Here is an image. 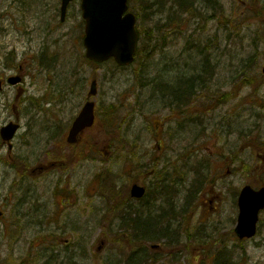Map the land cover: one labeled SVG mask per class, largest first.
Masks as SVG:
<instances>
[{"label":"rangeland","instance_id":"1","mask_svg":"<svg viewBox=\"0 0 264 264\" xmlns=\"http://www.w3.org/2000/svg\"><path fill=\"white\" fill-rule=\"evenodd\" d=\"M220 1L222 0L217 2ZM49 3L50 0H18L14 6L15 11L8 10L10 8L8 2L0 6V10L5 12L2 16L5 18L0 17V72L4 61L2 54L14 49V47L18 49V53L23 46L15 36L2 34V26L4 28L7 26L9 31L14 28L10 15H16L14 22L21 19L27 28L38 32L35 47H42L45 44L46 49L59 54L57 61L53 62L54 67H56L53 71L48 72L43 69L40 72L42 73L41 77L38 79L28 78V82L34 81L31 84V91L37 97L42 95L46 88L54 91L55 95H59V90H61L64 94L62 104L54 102L52 105L43 104L41 106L55 107L60 105V108L63 107L65 110L62 116L67 119L75 113V106L80 102V97L77 95L68 97L67 91H65V87L72 90L69 80V76L71 77L69 67H72V63L75 64L74 75L81 79V82L76 79L75 86L86 92L87 84H89L86 78L92 69L84 63L81 65L76 54L71 50H66L68 45H72V43L68 42V45L63 43L66 38H64V32L68 30L67 35H72L71 28H76L79 25L77 22L78 13L76 10L72 11L68 18V28L53 30L49 21ZM51 4L54 7L53 1ZM219 4L223 6L224 12L212 5L213 11H210V14L212 12V16L215 18L211 20L205 13L204 20H198L194 23L204 28H198L194 37L200 38L199 35H201L202 42L209 44V51L213 53V58L217 64V75L212 81L209 80L210 76L207 77L206 89L202 91L203 97L200 100L201 105L193 109V112L185 113V110H181L184 121L195 118L192 124L194 126L193 132L190 133L191 130L188 127L186 133H177L176 142L168 144L167 147L166 144L162 146L164 148L162 153L157 149L153 138H150L149 135L146 137L144 150L147 151V156L142 172L154 173L157 158L163 160L159 167L164 169V180H162L164 184L160 186L162 191L160 194L154 193L153 196H150L147 199L146 207L139 202H130L123 207L116 206L119 198L110 196L102 198L99 189L92 183L90 184V181L103 168L113 166L118 177L124 176L122 180H118L122 188L121 193L124 194L128 187V181L142 178L140 173L133 172L131 166L122 171L123 165L114 162L115 154H112L113 140H111L113 136L109 137L108 135H115L114 129H119V131L124 130L129 133V138L133 139L137 136L138 130L141 129L140 126L144 125L143 128L147 127L153 132L154 123L159 119L155 115L149 116L151 117L149 121L145 117L135 116L133 124L127 122L126 128H124L123 123L132 117H130L128 110H121L123 116L121 119H117L114 129L107 127L104 122L96 127L93 140L91 138L95 144L92 155L94 160L87 161L82 171L86 190L84 200L86 205L83 204V206L85 205L86 213L81 214L83 220L80 221L79 226V229H83L88 237L90 254L77 264H118L120 261L119 251L113 249L116 245H114L111 235L106 231L111 230L114 234L124 224V218H120L117 212L127 208L137 212L138 210L158 208L160 205L167 207L173 203L177 205V210H179L183 203L190 200L185 191H181L183 186L189 190V195H191L195 184L202 180V191L197 190L198 197L196 200L193 198L190 204L186 206V211L183 214L184 219L180 220V230L171 236L170 241L161 240L162 246L166 244L165 248L171 250L170 254L173 255L165 257L166 263L160 262L159 264H214L215 258L212 260L211 252L216 247H218V252L223 251L227 245L232 248L231 253L227 250L225 253L218 254L219 257L225 259L224 261L222 259V264H264V246L261 245L264 233L259 232L260 235L246 246L247 248L243 253L233 248V237L228 235V230L233 229L236 225L237 213L234 199L240 189L246 184L264 183V78L262 76L264 21L261 20L264 15V0H223ZM54 14L55 9L52 14L53 20L55 19ZM48 23L49 26H47ZM194 27L192 25L191 28ZM161 42V40L155 41L157 45ZM185 44V37L175 39L169 48L163 52L160 50V53L154 57L156 61L153 59L152 61L159 64L166 54L164 65H168L167 62L173 65L174 61L181 63L190 61L192 64L198 61L200 63L202 59L195 56V52L191 58L192 53L188 54L189 51H184ZM142 63L146 69V61L143 60L130 70L116 71L112 64L101 67L97 73L100 75L97 100L101 109L107 108V105L110 106L111 103L117 106L127 105L128 100H136L138 94L150 95L149 90L142 88V90H138L137 87L138 84H143V77L138 71ZM181 67L184 68V66ZM169 77V73H167L165 79L168 80ZM61 87L62 89H60ZM5 95L11 97L15 95V90L9 89ZM152 105L153 107H150L152 110H147L146 114L154 113V108L161 107L158 103ZM166 114L165 111L160 116L163 118ZM44 118L45 116H43V120ZM143 118L146 123L143 122ZM43 123L50 126L46 121ZM159 126L160 124L157 123L155 127L159 129ZM165 127L167 128L165 134L162 132V127L159 129L160 134L166 135L172 129L177 128L175 124H166ZM96 151L102 153L103 158L100 162ZM168 176L180 189V192L175 190L169 200L165 198L163 193L164 187L171 185L166 181ZM108 191L109 189L104 187L101 192ZM79 197H81V192ZM210 200L213 204L210 203ZM130 216L133 219L140 218L139 212ZM262 220L264 221V219ZM190 225H197L199 229L191 234ZM263 228L264 225L260 227V231ZM215 231H217L216 236L218 238L216 245H207L206 243L196 245L201 238L207 239L205 242L209 241L210 235L214 234ZM219 233H223L224 236ZM227 240H230L231 243H227ZM102 242L105 244L99 250ZM141 243L146 246V243ZM51 248L48 246L49 252L46 253L55 264L66 261L67 257L60 250L56 251ZM183 248H186L187 252L185 250L181 252ZM155 252L157 259L161 260L159 253ZM197 255L200 257L197 258ZM146 264L151 263L148 261Z\"/></svg>","mask_w":264,"mask_h":264},{"label":"flooded vegetation","instance_id":"2","mask_svg":"<svg viewBox=\"0 0 264 264\" xmlns=\"http://www.w3.org/2000/svg\"><path fill=\"white\" fill-rule=\"evenodd\" d=\"M6 1L10 0H0V6ZM12 22L14 28L11 31L4 28L2 34L15 36L23 46L21 51L15 52L18 62L13 66H9V61L3 62L0 91H4L12 76H7L6 70L17 74L15 76H19L22 83L23 79L27 81L29 71L41 58V50L46 49L45 44L35 47L36 30L27 28L21 19ZM14 51L18 49L14 47ZM22 85L24 87L25 83ZM6 99L0 95V237L9 241L11 231L15 229L22 233L26 229H38L45 236L34 238L33 243L38 244L41 238L53 240L56 238V226L62 219L67 225L77 222L75 217H71V206L77 210L76 199H79L80 188H84L81 143H67L69 129L65 133L58 121L51 120V129L40 126L38 122L43 120V116L46 119V115H51L52 110L20 109L17 106L21 101L20 94L16 97L17 105L11 108ZM54 109L61 110L60 106ZM58 119L61 118L58 116ZM11 125L17 126L18 130L8 141L2 129ZM60 125L63 126L61 121ZM69 237L73 239L72 235ZM65 241L69 244V239Z\"/></svg>","mask_w":264,"mask_h":264},{"label":"water","instance_id":"3","mask_svg":"<svg viewBox=\"0 0 264 264\" xmlns=\"http://www.w3.org/2000/svg\"><path fill=\"white\" fill-rule=\"evenodd\" d=\"M72 0H64V8ZM127 0H83L84 18L87 20V37L85 38L89 58L95 62L108 60L115 56L121 65L130 64L136 53L137 33L134 28L135 17L132 14L122 18L128 10ZM63 8V9H64ZM94 85V84H93ZM93 94L96 93L95 85ZM94 104L89 103L77 119L72 130L74 139L84 128L94 122ZM134 197H142L144 190L135 185L132 191ZM241 215L237 233L241 237L254 235L256 216L264 207V190L255 193L247 188L240 198ZM253 210L254 215L250 211ZM248 218L250 220H248Z\"/></svg>","mask_w":264,"mask_h":264},{"label":"trees","instance_id":"4","mask_svg":"<svg viewBox=\"0 0 264 264\" xmlns=\"http://www.w3.org/2000/svg\"><path fill=\"white\" fill-rule=\"evenodd\" d=\"M195 1L196 0H191V1L190 0H183V2H182L183 5L180 4V6H184L185 7V9L182 12V14L186 13V14L190 15L192 18H195V16H197L199 19H202L203 16H202V14H200L201 10H199L198 8L195 7V5H196ZM143 3H144V6L146 8V11H148V10L153 11L154 15L161 13V10H164L166 8L169 10V13L171 15H178V14L180 16L182 15L181 12H180L181 11V7L178 4L172 6V8H168L166 3H164V4L159 3V0H156V1L155 0L154 1H151V0L145 1L144 0ZM176 6L178 7V10L175 11V7ZM153 12H151V15L153 14ZM177 25H179L178 22L171 24L172 30L176 31L177 33H180L179 30H178V26ZM156 30H159L158 27H156ZM156 30L154 28H152L151 31H149V34H148L149 38L154 37V32Z\"/></svg>","mask_w":264,"mask_h":264}]
</instances>
